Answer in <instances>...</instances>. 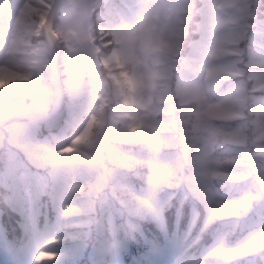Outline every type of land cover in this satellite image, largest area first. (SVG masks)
<instances>
[{
	"label": "clouds",
	"instance_id": "clouds-1",
	"mask_svg": "<svg viewBox=\"0 0 264 264\" xmlns=\"http://www.w3.org/2000/svg\"><path fill=\"white\" fill-rule=\"evenodd\" d=\"M10 154L0 264H264V0H0Z\"/></svg>",
	"mask_w": 264,
	"mask_h": 264
},
{
	"label": "trees",
	"instance_id": "trees-1",
	"mask_svg": "<svg viewBox=\"0 0 264 264\" xmlns=\"http://www.w3.org/2000/svg\"><path fill=\"white\" fill-rule=\"evenodd\" d=\"M4 160L0 159V170L2 169ZM2 180L0 176V185H2ZM1 210H0V220L2 222L3 226V236L4 238H1L0 236V241L6 242L11 245L12 249L14 250V242L19 234V228L17 227L18 221L20 220V217L24 215L26 209L25 207L20 208V207H6L1 205ZM175 210L172 209L167 213V221H168V226L171 227L174 224V218H175ZM145 229L147 230V233L152 237L156 229L154 228L153 225L147 224L145 225ZM144 237H138L134 240H129L125 243V246L123 248V255L125 259L128 261H131V254L138 251V250H143L146 247V243H144L143 240ZM15 251V250H14ZM141 262L142 263H147L149 257L148 256H140Z\"/></svg>",
	"mask_w": 264,
	"mask_h": 264
},
{
	"label": "rangeland",
	"instance_id": "rangeland-1",
	"mask_svg": "<svg viewBox=\"0 0 264 264\" xmlns=\"http://www.w3.org/2000/svg\"><path fill=\"white\" fill-rule=\"evenodd\" d=\"M18 163H19L18 159L12 154H10L8 156L6 161L4 160L2 169L0 170V176H1V180H2L3 184H6L11 179L12 174L14 173ZM37 190H38V184L34 183L33 192L30 194V198H31V196L36 195ZM0 207H1V205H0ZM23 207L24 206H21L20 208H23ZM0 210H1V208H0ZM175 221H176V210H175L174 223H175ZM2 230H3V226H2V222L0 220V236H1V238H4ZM145 238H147L149 240L152 238L150 235H148L146 233V229H144V238L142 240L143 242H145ZM0 249H6L9 251V253L14 254V251H12V249H10L8 243L2 244L0 241ZM146 249H148L147 246H146L145 250ZM139 253H141V251L134 252L133 253L134 255L132 254V256H131L132 260L130 262H128L124 258L123 251H121V253L116 258H114L113 264H142L140 262V258L137 256V255H139ZM144 254L146 256H148V251H145ZM132 261H133V263H132ZM147 264H149V262Z\"/></svg>",
	"mask_w": 264,
	"mask_h": 264
},
{
	"label": "snow or ice",
	"instance_id": "snow-or-ice-1",
	"mask_svg": "<svg viewBox=\"0 0 264 264\" xmlns=\"http://www.w3.org/2000/svg\"><path fill=\"white\" fill-rule=\"evenodd\" d=\"M132 131H135V129H133Z\"/></svg>",
	"mask_w": 264,
	"mask_h": 264
}]
</instances>
